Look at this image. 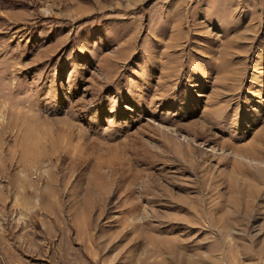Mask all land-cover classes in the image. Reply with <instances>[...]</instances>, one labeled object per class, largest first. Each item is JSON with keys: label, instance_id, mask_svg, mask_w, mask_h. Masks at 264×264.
<instances>
[{"label": "rangeland", "instance_id": "rangeland-1", "mask_svg": "<svg viewBox=\"0 0 264 264\" xmlns=\"http://www.w3.org/2000/svg\"><path fill=\"white\" fill-rule=\"evenodd\" d=\"M0 264H264V0H0Z\"/></svg>", "mask_w": 264, "mask_h": 264}, {"label": "bare ground", "instance_id": "bare-ground-1", "mask_svg": "<svg viewBox=\"0 0 264 264\" xmlns=\"http://www.w3.org/2000/svg\"><path fill=\"white\" fill-rule=\"evenodd\" d=\"M163 187H164V186H163ZM163 187L160 186V189H161V191H162V194H163V195H164V194H165V195H166V194L168 195V192H169V191H168L167 189L163 188ZM200 191H202V189H201ZM226 212L229 213V214H231V212H230L229 210H226Z\"/></svg>", "mask_w": 264, "mask_h": 264}]
</instances>
